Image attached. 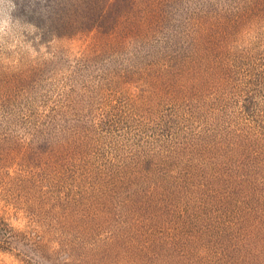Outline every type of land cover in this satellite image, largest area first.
I'll use <instances>...</instances> for the list:
<instances>
[{
	"label": "rangeland",
	"instance_id": "1",
	"mask_svg": "<svg viewBox=\"0 0 264 264\" xmlns=\"http://www.w3.org/2000/svg\"><path fill=\"white\" fill-rule=\"evenodd\" d=\"M117 1L121 0H109L107 5L112 11L118 10L113 13L115 21L105 20L106 9L102 14L109 26L101 28L99 20L95 24L99 27L90 33L80 29L60 41L52 39L48 45L32 26L38 23L33 22L34 15L45 11L37 4L33 12H26L19 6L20 0H13L17 8L9 13L11 25L5 24L6 31L0 33V96L13 87L15 91L21 86L24 91L31 89L26 80L28 76L37 80L34 67L38 63L49 71L42 72L45 92L41 99L33 94L43 109L40 117H30L32 107L27 100L19 98L10 106L15 116L10 119L19 125V151H12L0 140V227H4L0 264H35L23 256L16 243L11 245L8 237L29 235L54 243L46 228L53 211L49 205L59 197L60 211L72 221L75 233H81L85 227H81L82 222L89 224V231L99 228L96 224L104 219L102 214L97 216L87 209L95 199L101 201L105 194L113 196L114 202L104 201V205L109 218H114L122 200L131 196L118 189L129 185L142 188V201L135 206L129 203L135 211L123 212L122 218L132 224L140 215L141 227L131 231L119 226L114 231L109 227L95 229L92 248L85 250L89 257L105 256L102 264H206L213 248L216 264H247L241 256L245 255L242 248L260 249L254 228L264 219V84L259 81L249 85V77L244 78L242 72L236 75L225 59L236 56L234 61L247 62L246 68L264 71L260 62H264V17L260 30L249 16H233L241 4L252 8L257 3L264 12V0H123L112 9ZM236 21L242 22L238 28ZM112 29L117 40L109 36ZM102 37L113 44L107 47V55L100 47ZM241 40L237 55L235 42ZM114 48L118 55L113 53ZM88 50H95L96 56L87 55ZM184 51L190 55L187 68L197 67L202 77L196 75L193 80L191 72H182L183 62L177 61ZM175 62L174 73L161 70ZM253 96L256 99L251 102ZM57 104L60 119L52 120V107ZM137 104L141 109L146 104L154 110L150 123L145 124L144 116L139 118L141 131L129 125L128 113L123 116L125 106ZM4 106L0 99V111ZM21 123L28 128L47 125L52 141H88L81 150L68 149L79 154L73 162L63 163H79L88 152L86 147L93 145L90 152L98 155L95 165L107 159L99 170L104 190L82 189L84 178L51 189L53 174L38 181L33 173L40 172L34 163L23 183L29 164L26 168L20 156L31 150V134L24 135ZM124 146L123 155L137 163L141 159V171L150 169L151 176L141 174L132 179L128 175L130 164L123 160L120 162L126 167L119 169V156L113 155ZM30 157L36 161L34 154ZM95 180L91 173L90 181ZM10 193L18 202H9ZM82 203L86 211L78 214L75 206ZM174 225L195 226L206 233L202 242L193 241L196 245L190 255L179 253L173 246V239L184 237L180 233L178 236ZM101 229L109 234H101ZM240 231L242 234H238ZM59 234L57 231L55 237ZM61 254L58 249L50 257L59 264ZM76 256L73 254L71 260L76 261Z\"/></svg>",
	"mask_w": 264,
	"mask_h": 264
},
{
	"label": "trees",
	"instance_id": "2",
	"mask_svg": "<svg viewBox=\"0 0 264 264\" xmlns=\"http://www.w3.org/2000/svg\"><path fill=\"white\" fill-rule=\"evenodd\" d=\"M122 1L123 0L114 2L112 9H114V6L118 8L121 5ZM107 5H109V0H47V4L42 8L45 12L40 13V15H38L37 17H35L34 15L33 22L35 23L38 22V23L37 25L32 24V26L37 28V31L40 32L42 41L46 42L48 45H51L52 39L56 41H60V39L63 37H66V36L70 37V36H73L75 33L80 32L79 31L80 29H84L89 33L92 32L97 27H99V25H95L99 22V20L102 22L100 25L102 26L101 28H105L109 26V22L108 21L106 22L105 20L108 19L110 21H115V17L113 13L114 12L117 13L118 10L112 11L109 7H107ZM260 6L261 5H258L257 3H255L254 5H252V8H251L248 5L241 4L240 6H238L239 8L235 10L233 16H235L236 18L238 17L239 19L249 16L248 19L250 18L254 19V21L257 22L259 25L258 28L261 30L262 26L260 24V20L263 19L264 12L262 11V8ZM105 9H106V12L108 13L106 16H104L105 17V20H104V18L102 17V14L105 12ZM122 12H123V8H122ZM95 13H97V15H95ZM235 23H236V28H238V26L242 22L236 21ZM65 31H68V33H66ZM111 35L114 36L117 40L116 34L113 29H112V32L109 33V36ZM263 38H264V35H263ZM230 41H232V38ZM242 42H243L242 40L235 42V49H236L235 51L237 55L239 54V50L241 48ZM109 45H113L112 42L109 39L102 37L100 47H101L102 52L105 55L108 54L107 47ZM115 47H116V43H115ZM115 50L116 49L114 48L113 53H116L118 55L117 51ZM95 52H96L95 50L94 51L88 50L87 55L92 54L93 57H95L97 54ZM53 54L55 55V57H58V53L55 52ZM192 57L196 58V56H192ZM179 59L180 61H177V60L176 61L183 62V65H184V69L182 72L183 73L191 72V77H190L191 79L194 80L196 75H199L201 77L203 76L199 73L197 67L194 66V68L192 67L187 68L188 67L187 61L190 60V55H188L186 51H184V53L180 56ZM236 59H237L236 56H231V60H229V58L225 59V64L229 67L232 66L236 75H239L242 72L244 75V78L249 77L248 78L249 85H254L258 83L259 81H262V84H264L263 69H260V70H257L255 68L248 69L245 67L248 64L247 62L246 64L242 60H239L238 62H236L234 61ZM177 62H175V65L169 68H166V69L162 68L161 70L174 73L177 68L176 66ZM260 62L262 63L263 65L262 67L264 68V62L262 61ZM38 64L39 66L34 67V70H35L34 73H37V75L35 76H38L37 80L35 79V77L31 78L30 76H28V80H26V83L32 87L31 88L32 90L27 89L24 91V88H22L21 86L20 90L15 91V89L17 88L13 87L10 90L3 91L4 97L0 96V99H2V104L6 105L3 108L4 111L3 112L0 111V140L3 141L5 144H9L12 147V151L14 150L19 151V148L21 147L19 146L18 141H17L18 128H19L18 121L16 122L10 119V117H15L14 114H12V109L10 106H13L15 102L17 103V99L21 98L19 100H22V99L27 100L28 106L32 107L29 110V112L31 113L30 117L32 116L40 117V112L43 111V109H40L38 107V105L40 104H37L35 102L33 98V94L37 95L41 99L43 93L45 92L44 91L45 82H43V79H42V72H43V69L48 72L49 68L44 64H41V63H38ZM236 75H235V78H236ZM12 83L13 81L10 82V86L12 85ZM80 91H82V88L80 89ZM45 97L47 99V95H45ZM255 99L256 97L253 96L250 99V101L254 102ZM50 101L51 103L55 102L54 98H50ZM59 106L60 105L57 104L52 107L53 108L52 109L53 111L52 120L60 119ZM142 106H143L142 109H141V105L139 106L138 104L133 107L130 105V107L125 106L123 108L124 109L123 116L126 113H128L126 118L128 119V122L130 123L129 125L132 128L137 127L138 129L136 130L138 131H141L139 130V127H138L141 125V120H139V118L141 119L142 116L146 117L144 119L145 124L148 123V121L150 123L153 118L154 110L148 107L146 104L145 105L142 104ZM144 114H147V116H145ZM25 125L26 123L20 124V126L24 128V135L31 134V142H30L31 150L29 148L28 154L23 152V156H20L21 161L25 165L26 163L29 164L28 169L26 170V176L24 177L22 176L23 183L27 181V179L24 180L26 177L28 178L30 177L31 163H34L40 172V173H36L37 171H35V173H33V176L36 179H38V181L39 180L45 181L48 178H51V174H53L54 181L60 180L59 182H56L58 184H55V182L52 179H50L51 189H55V187H58L59 189H61V183H64L63 185H65L66 183L71 184L70 182L72 181L76 182L77 180H83L84 178L86 185H84L82 189H86L87 191H90V192H94L98 190V188H99V191L104 190V185L100 184L101 179L99 178V170L101 169L102 165L107 163L106 162L107 159H102V161L98 165H95L94 162L97 159L98 155L96 152H90V149L92 148L93 145H89L86 147L88 152H85L82 155L84 156V158H81L79 163L78 161L77 163H72V164L63 163V162H68V161L73 162L74 156L77 153L79 154V152H76V150H81V147L84 144H89L88 141L84 143L83 142L81 143L80 141H73V144H72V141L68 140V138H65L63 142L61 139L52 141L53 138L51 137V135H48L47 125L46 126L41 125V126H37L33 128H28ZM57 131L58 129L56 127L54 134L57 133ZM60 143L64 146H61ZM54 145L57 147H54ZM126 146H124V148H122L121 150L116 151L117 154L113 155L114 157L115 155L119 156V159H118L120 163L119 169H122L124 165L120 162L121 160H123L124 162L130 164L131 171L128 175L131 174L133 177L132 179H134L136 175L141 177V174H147L151 176L152 173L148 174L150 169L144 170L143 168V171H141L142 169L141 159H139L137 163L134 161V159L132 158L130 159L129 156L123 155V152L126 150ZM61 147L64 148L62 149V151L60 149ZM68 149H76V150H74L75 152H67ZM32 154H34V156L36 157V161L31 160V157L27 158L28 155L32 156ZM124 166L126 167V165ZM26 168H27V165H26ZM91 173L94 174L96 183L93 181H90ZM154 178L157 179L156 177ZM7 186H6V189H7ZM9 187L13 188L12 186H10V184H9ZM64 189H69V188L65 187ZM6 191H11V190L8 189ZM118 191H124L127 195H131V196L127 197L125 200H122V205L118 212V215H114V218H109L108 208L104 205L105 204L104 201H107L109 203L114 202L113 196L109 198V196L105 194L104 197H106L107 199L103 197L101 201H99V198H96L93 205L87 208V209L91 208L97 216H99V214H102L104 216V219L101 221V223L96 224L97 227L99 228L94 227L93 229L87 231L89 224L86 225L82 222L81 227H83L84 225L85 227L82 228L81 233H79L78 230L75 233V230H73L72 228V221H68L67 217H65L62 214V211H60V205H59L60 197H59V199H57L55 203L49 205V208L52 207L53 211L51 215L48 216V226L46 228V231H48L49 235H51L49 237L54 241V243L48 244L44 242V239H42L41 241H39L38 239L34 240L32 236L30 238L29 235L22 236L21 234L18 235L16 239H14L13 236L8 237L10 239L9 243L11 245L16 243V245L21 248L22 250L21 252L23 256L28 258L30 261H32L35 264H58L56 262L59 260L55 262L50 257L51 255L55 254V252L58 249L62 253L61 255H59V257L61 258V263L59 264H63L64 260L65 261L69 260V261H66V264H72V263L78 264V262L84 263V264H102L105 256H95V255L92 256L91 254L89 257L88 253H85L86 248L88 247L90 249L92 248V244H93L94 237H95L94 235L95 229L98 230L100 229V227H109L111 228L110 231H114L115 228L119 226L123 228H128L131 231V230L138 229V227H141L139 225L141 221L140 215H138V218L133 219V221H131L133 222L132 224H129L127 223L126 220L122 218L123 216L122 213L123 212L126 213L127 211L129 212L135 211L134 210L135 207L134 209H132L128 206V204L133 203L135 206V202L141 203L142 201L141 194L143 192L142 188L134 187V185H129L126 187L120 186ZM134 198L136 201H134ZM8 200L9 202H18V201H14L15 197L11 193L8 194ZM24 202H27V201L24 200ZM83 204L84 203H82L80 206L79 205L75 206L76 213L79 214V213L86 211V209H83L81 207ZM187 209L188 211L192 212V210L188 206H187ZM84 215L85 214H83V217ZM2 217L3 215L0 214V220H3ZM103 222H104V226H102ZM174 228L176 229V233L178 234V236L180 233V236H184V237H181L179 239H173V246L178 250L179 253H182L184 255H190L192 250H194V246L196 245V243L193 241L202 242L206 235V233L203 232L202 229L196 228L195 226H189L187 228V227H182L181 225L180 226L174 225ZM249 228H252V227H249ZM254 229H255L254 233L256 234L255 241H256V244L260 245V249H256L255 247L252 249H247L246 247L242 248V251L243 253H245V255H241V256L245 257L247 264H264V219L261 220V225ZM57 231L60 232L58 238H56L57 236L55 237V235L57 234ZM3 232H4V227H0V234H2ZM100 233L104 234L105 236L109 234L106 231H102V229ZM238 234H242V232L240 231L238 232ZM175 240H178V241H175ZM31 241H34V243H32ZM131 246H134V245H131ZM128 249H130V246ZM256 250H261V251L259 252ZM137 251L140 252L141 247L137 248ZM209 251L210 253H212V255H208V260L206 264H216L215 263V260H217L216 251L213 252V248H210ZM243 253H240V254H243ZM73 254L77 255L76 261L71 260V258L73 257ZM74 262H77V263H74Z\"/></svg>",
	"mask_w": 264,
	"mask_h": 264
},
{
	"label": "clouds",
	"instance_id": "3",
	"mask_svg": "<svg viewBox=\"0 0 264 264\" xmlns=\"http://www.w3.org/2000/svg\"><path fill=\"white\" fill-rule=\"evenodd\" d=\"M37 4L43 8L47 4V0H20V7H23L26 12H33L37 8ZM6 5L9 7L6 9ZM17 4L13 0H0V33L6 31L5 24L11 25L12 11H15Z\"/></svg>",
	"mask_w": 264,
	"mask_h": 264
}]
</instances>
